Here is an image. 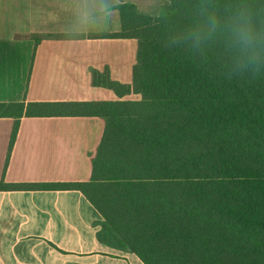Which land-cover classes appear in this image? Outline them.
<instances>
[{
    "label": "trees",
    "instance_id": "obj_1",
    "mask_svg": "<svg viewBox=\"0 0 264 264\" xmlns=\"http://www.w3.org/2000/svg\"><path fill=\"white\" fill-rule=\"evenodd\" d=\"M209 3L222 18L243 9L264 33V0ZM200 4L167 0L150 16L122 0L109 37L137 41L133 81L93 72L117 101L0 103L15 121L7 162L24 118L105 122L90 181L0 191L82 192L145 264H264V57L239 70L223 37L193 46L185 34Z\"/></svg>",
    "mask_w": 264,
    "mask_h": 264
},
{
    "label": "crops",
    "instance_id": "obj_2",
    "mask_svg": "<svg viewBox=\"0 0 264 264\" xmlns=\"http://www.w3.org/2000/svg\"><path fill=\"white\" fill-rule=\"evenodd\" d=\"M159 16L167 0H124ZM122 0H0V103L117 101L93 72L131 84L138 43L121 31ZM134 96V95H131ZM129 96L127 99H131ZM0 118V182H87L100 118ZM0 264H145L77 190L0 191Z\"/></svg>",
    "mask_w": 264,
    "mask_h": 264
},
{
    "label": "clouds",
    "instance_id": "obj_3",
    "mask_svg": "<svg viewBox=\"0 0 264 264\" xmlns=\"http://www.w3.org/2000/svg\"><path fill=\"white\" fill-rule=\"evenodd\" d=\"M197 15L199 20L185 34L193 46L218 35L223 37L239 70L252 68L264 57V33L256 30L251 15L243 9L222 18L209 0H201Z\"/></svg>",
    "mask_w": 264,
    "mask_h": 264
},
{
    "label": "rangeland",
    "instance_id": "obj_4",
    "mask_svg": "<svg viewBox=\"0 0 264 264\" xmlns=\"http://www.w3.org/2000/svg\"><path fill=\"white\" fill-rule=\"evenodd\" d=\"M131 99H139V98L134 95V96H131Z\"/></svg>",
    "mask_w": 264,
    "mask_h": 264
}]
</instances>
